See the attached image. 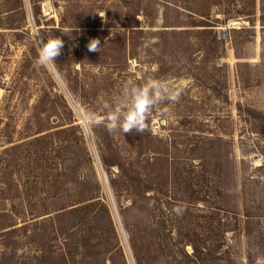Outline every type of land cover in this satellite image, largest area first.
<instances>
[{
	"label": "rangeland",
	"instance_id": "obj_1",
	"mask_svg": "<svg viewBox=\"0 0 264 264\" xmlns=\"http://www.w3.org/2000/svg\"><path fill=\"white\" fill-rule=\"evenodd\" d=\"M37 35L64 41L55 64ZM152 80L182 95L148 131L84 126ZM63 250L264 264V0H0V264Z\"/></svg>",
	"mask_w": 264,
	"mask_h": 264
},
{
	"label": "clouds",
	"instance_id": "obj_2",
	"mask_svg": "<svg viewBox=\"0 0 264 264\" xmlns=\"http://www.w3.org/2000/svg\"><path fill=\"white\" fill-rule=\"evenodd\" d=\"M103 17V16H101ZM37 64L41 67L55 64L61 54L64 41L60 37L47 38L37 35ZM90 52L100 51L99 39H92L87 45ZM182 89H173L168 84L152 80L143 86H125L122 91L121 104L123 110L113 108L109 102H104L102 112L86 111L80 119L84 126L94 128L103 125L109 132L121 130L124 134L133 131L143 134L148 131V120L153 111L160 110L165 102L178 103ZM164 111H167L166 109Z\"/></svg>",
	"mask_w": 264,
	"mask_h": 264
},
{
	"label": "trees",
	"instance_id": "obj_3",
	"mask_svg": "<svg viewBox=\"0 0 264 264\" xmlns=\"http://www.w3.org/2000/svg\"><path fill=\"white\" fill-rule=\"evenodd\" d=\"M221 41V40H220ZM62 133H65L66 131L62 130L61 131ZM62 136V135H61ZM60 139V138H59ZM61 144H65V145H68L71 146L70 144V140L68 141V139H66L65 137L61 138ZM93 202H90L89 204H92ZM55 256H53L52 254L50 255H47L45 258H44V261L47 262V264L49 263V261H54L56 262V264H71L70 262V257L71 259H73V255L72 254H68L66 253L64 250L63 251H60L58 254H56V258L54 259Z\"/></svg>",
	"mask_w": 264,
	"mask_h": 264
},
{
	"label": "water",
	"instance_id": "obj_4",
	"mask_svg": "<svg viewBox=\"0 0 264 264\" xmlns=\"http://www.w3.org/2000/svg\"><path fill=\"white\" fill-rule=\"evenodd\" d=\"M225 36V33H224V31L222 32V37H224Z\"/></svg>",
	"mask_w": 264,
	"mask_h": 264
}]
</instances>
